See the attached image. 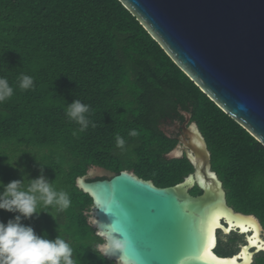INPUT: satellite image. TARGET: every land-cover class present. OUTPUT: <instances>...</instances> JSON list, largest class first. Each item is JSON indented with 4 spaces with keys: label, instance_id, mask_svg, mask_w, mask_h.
Segmentation results:
<instances>
[{
    "label": "trees",
    "instance_id": "obj_1",
    "mask_svg": "<svg viewBox=\"0 0 264 264\" xmlns=\"http://www.w3.org/2000/svg\"><path fill=\"white\" fill-rule=\"evenodd\" d=\"M22 74L33 78V88H19ZM0 77L14 89L0 104V181L38 178L44 166L72 204L63 212L43 208L52 216L22 222L41 237L68 241L76 264H116L91 250L99 240L86 214L93 200L77 178L98 166L134 171L158 187L183 182L194 166L185 155L167 157L178 140L161 125L183 123L186 112L208 143L229 205L264 227V146L201 91L119 0H0ZM75 99L91 108L95 126L84 132L66 115ZM17 159L15 168L8 164ZM190 192L202 194L198 186ZM14 218L0 210L5 224ZM221 244L227 243L220 239L219 255L234 254ZM256 264H264V254Z\"/></svg>",
    "mask_w": 264,
    "mask_h": 264
},
{
    "label": "water",
    "instance_id": "obj_2",
    "mask_svg": "<svg viewBox=\"0 0 264 264\" xmlns=\"http://www.w3.org/2000/svg\"><path fill=\"white\" fill-rule=\"evenodd\" d=\"M119 1L201 91L264 146V0ZM185 116L183 135L167 157L185 155L194 173L158 187L134 171L92 167L77 178L93 200L86 214L99 221L90 225L97 233L111 223L105 212L119 218L136 264H255L264 252V227L256 215L229 205L208 143L192 115ZM195 186L202 194H191ZM232 233L245 236V244L231 256L219 255V235Z\"/></svg>",
    "mask_w": 264,
    "mask_h": 264
},
{
    "label": "clouds",
    "instance_id": "obj_3",
    "mask_svg": "<svg viewBox=\"0 0 264 264\" xmlns=\"http://www.w3.org/2000/svg\"><path fill=\"white\" fill-rule=\"evenodd\" d=\"M18 86L23 90L31 89L34 87V80L31 76L22 74ZM13 93L14 89L8 79L0 77V104L11 98ZM90 110V105L75 99L71 104H67L66 115L80 126V132H84L92 124L88 116ZM73 135H76V132H73ZM129 135L135 136L136 131H130ZM116 145L123 148L125 140L117 136ZM18 159L8 164L15 168ZM19 171L23 173L24 169ZM40 172L38 178L31 180L25 175L23 180H13L6 185L0 181V210L15 214V218L7 224L0 221V264H76L74 249L68 241L60 235L55 240L41 237L33 227L22 222L48 213L43 211V208L51 206L63 212L72 204L69 194L56 190L54 182H49L45 177L42 165ZM105 214L112 217L111 223L105 224L103 230H97L99 240L91 250L99 257H116V264H136V260L129 255L133 242L122 229L120 219L109 212ZM88 223L95 226L99 221L92 215Z\"/></svg>",
    "mask_w": 264,
    "mask_h": 264
},
{
    "label": "flooded vegetation",
    "instance_id": "obj_4",
    "mask_svg": "<svg viewBox=\"0 0 264 264\" xmlns=\"http://www.w3.org/2000/svg\"><path fill=\"white\" fill-rule=\"evenodd\" d=\"M186 120V118H185ZM185 122V121H184ZM183 123H180L179 121H166L163 122L161 125V129L166 133V135L170 138L177 139L179 144V138L183 135ZM219 239L220 235H219ZM264 254V252H262ZM222 256V255H221ZM224 256H231V255H224ZM258 256V255H257ZM255 258V263H257L258 257Z\"/></svg>",
    "mask_w": 264,
    "mask_h": 264
},
{
    "label": "rangeland",
    "instance_id": "obj_5",
    "mask_svg": "<svg viewBox=\"0 0 264 264\" xmlns=\"http://www.w3.org/2000/svg\"><path fill=\"white\" fill-rule=\"evenodd\" d=\"M220 238H221V240L223 242H226L227 243V244H221L222 245V249L224 251H227V252L230 251V250H232L234 254L237 253V252H239L240 247L245 244V236L240 235L238 233H235V234L232 233L229 236H224V235L220 234ZM232 239H235L236 240V243L235 244H230V241ZM261 254L262 253L258 254V256H260Z\"/></svg>",
    "mask_w": 264,
    "mask_h": 264
},
{
    "label": "snow or ice",
    "instance_id": "obj_6",
    "mask_svg": "<svg viewBox=\"0 0 264 264\" xmlns=\"http://www.w3.org/2000/svg\"><path fill=\"white\" fill-rule=\"evenodd\" d=\"M214 244H215V241H214V238H211L210 241H209V244H208V247H214ZM205 256L206 257H210L211 259L213 260H217V257L215 256H211L210 253H208L207 251H205ZM218 264H235V260H232V261H224V260H220L218 261Z\"/></svg>",
    "mask_w": 264,
    "mask_h": 264
}]
</instances>
